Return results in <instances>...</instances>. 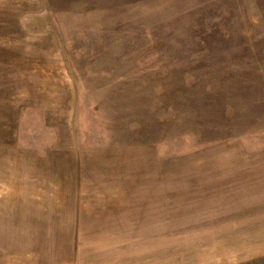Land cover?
I'll return each instance as SVG.
<instances>
[{
    "label": "rangeland",
    "instance_id": "rangeland-1",
    "mask_svg": "<svg viewBox=\"0 0 264 264\" xmlns=\"http://www.w3.org/2000/svg\"><path fill=\"white\" fill-rule=\"evenodd\" d=\"M0 264H264V0H0Z\"/></svg>",
    "mask_w": 264,
    "mask_h": 264
},
{
    "label": "crops",
    "instance_id": "crops-1",
    "mask_svg": "<svg viewBox=\"0 0 264 264\" xmlns=\"http://www.w3.org/2000/svg\"><path fill=\"white\" fill-rule=\"evenodd\" d=\"M68 149H71L73 154H69L71 156H66V159L68 161V165H66L68 167V170H69V175L72 177H75V176H86L85 173L86 171L89 172V169L92 168L91 167V157L89 156L90 154L88 153L89 151L86 150H82L83 151V154H80V150L78 151L77 150V153H76V148L73 146H70L69 145V148ZM93 155V154H92ZM89 156V157H88ZM64 157V156H62ZM100 161L97 160V162ZM116 162V159L113 161H110V163H115ZM96 163V162H95ZM94 162H92L93 165H95ZM108 163H109V160H108ZM96 168H98V164L95 165ZM66 175V174H65ZM84 191V190H82ZM80 204H78V206H76L75 209H78L77 211H72V214H74V217H75V224H80V223H85V217L86 215H88L87 217L90 218V215H93L92 213H85L84 209H101V208H104V209H107V208H119V203H112V202H107V201H102V202H99L98 204L95 203V201H83V202H79ZM103 214V213H102ZM100 215V216H104V215ZM78 220V221H77Z\"/></svg>",
    "mask_w": 264,
    "mask_h": 264
}]
</instances>
